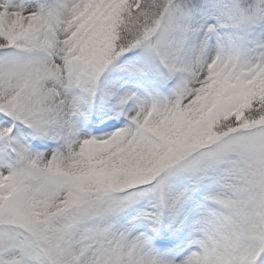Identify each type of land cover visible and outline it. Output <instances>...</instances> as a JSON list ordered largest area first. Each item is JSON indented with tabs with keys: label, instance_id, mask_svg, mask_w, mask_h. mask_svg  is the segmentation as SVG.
Wrapping results in <instances>:
<instances>
[{
	"label": "snow or ice",
	"instance_id": "6c2138e0",
	"mask_svg": "<svg viewBox=\"0 0 264 264\" xmlns=\"http://www.w3.org/2000/svg\"><path fill=\"white\" fill-rule=\"evenodd\" d=\"M0 264H264V0H0Z\"/></svg>",
	"mask_w": 264,
	"mask_h": 264
}]
</instances>
